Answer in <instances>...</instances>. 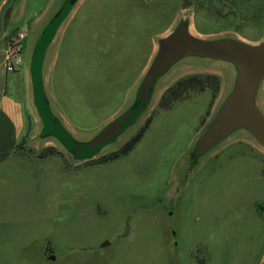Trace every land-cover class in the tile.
I'll use <instances>...</instances> for the list:
<instances>
[{"label":"rangeland","instance_id":"rangeland-1","mask_svg":"<svg viewBox=\"0 0 264 264\" xmlns=\"http://www.w3.org/2000/svg\"><path fill=\"white\" fill-rule=\"evenodd\" d=\"M56 1L21 0L22 17L4 35L18 27L29 30L24 56L36 21ZM78 7L56 44L49 86L56 109L85 135L127 104L156 37L180 14L191 13L202 35L264 37V0H83ZM209 68L183 67L167 78L147 114L156 112L149 129L118 158L76 166L65 153L27 158L18 176L3 171L0 264H264V150L233 138L182 181L181 161L220 98L211 102L200 127L210 89L169 109L158 106L178 80L213 70L222 72L224 92L228 70ZM13 73L8 93L20 98ZM139 125L100 156L120 149ZM38 128L39 122L32 126L26 146L40 156L54 144L38 143Z\"/></svg>","mask_w":264,"mask_h":264},{"label":"water","instance_id":"water-1","mask_svg":"<svg viewBox=\"0 0 264 264\" xmlns=\"http://www.w3.org/2000/svg\"><path fill=\"white\" fill-rule=\"evenodd\" d=\"M83 0H57L37 21L29 47L27 70L30 100L38 118L34 136L52 143L75 162L118 144L146 118L167 78L183 67H224L229 81L207 124L198 132L181 161L184 181L202 162L233 138H246L264 150V37L258 41L235 33L202 35L191 13H182L174 25L156 37L155 50L130 93L127 104L97 131L72 129L55 107L49 76L61 32ZM21 0H5L0 10V37L8 30ZM211 69V68H209ZM140 126V125H139Z\"/></svg>","mask_w":264,"mask_h":264},{"label":"crops","instance_id":"crops-1","mask_svg":"<svg viewBox=\"0 0 264 264\" xmlns=\"http://www.w3.org/2000/svg\"><path fill=\"white\" fill-rule=\"evenodd\" d=\"M4 2H5V0H0V10H1V7L4 4ZM78 8L79 7H77V9L75 10V12L71 16V18L68 20L65 27L63 28L61 35H60V38L58 40L59 42L62 39V37L64 36L66 27L69 24L70 20H72L75 13H77ZM17 17H18V20H20L21 19L20 17H22L21 16V8L18 9L13 20L15 21V19ZM40 18H38V19H40ZM35 19H37V17H35ZM12 32H13V30L8 34V36L7 35L5 36L3 34L0 37V74H4L5 80H6L5 81V80H2V78H0V81H1L0 82V177L4 176L3 171H7L9 177H13L16 172H17V176H18V171L20 170L19 167L22 168V166L24 165L27 158L28 159H39L41 157L38 155H31V154H22V155L17 154L19 152V149H17V146L24 139H27V140L29 139L30 134L32 132L31 131L32 126L34 124L38 123V118L33 119V117H34L33 115L36 116V114L34 112V109L31 105V100H30V86H29V78H28V70H27V59H28L29 47H28L27 56L25 54V57H26L25 65L23 64V66L21 68L14 71V73L12 74L14 87H16L18 92H20L21 97L15 98L13 96H10L8 93V86H7L8 81H7V79L9 77L10 72L4 70L5 68L1 69V67L4 66L3 62H4V58H5L6 51H7L8 40H9V37H10ZM154 50H155V43L153 46L152 55L154 53ZM58 53H59V47L57 49H55V52H54L53 62L51 65V72H52L54 65L57 62ZM152 55H151V57H152ZM151 57H150V60H151ZM148 63H147V65H148ZM147 65H146V67H147ZM146 67H145V69H146ZM23 69H24V71H23ZM211 74L217 75L220 79L221 88H220V91L216 97V99H219L222 95V92H223L222 81H221V77H220L223 75H222L221 71H217V70H213ZM4 81H5V86L3 83ZM187 99H191V98H187ZM213 100H214V94H213V91L211 90V98H210V101L208 104V108H207L206 112L201 117L199 127L201 126L202 119L205 117V115L209 111L210 106H211V102ZM262 102H263V106H264V96H263ZM153 120H154V118H153ZM152 122H151V124H152ZM199 127H197V132H198ZM237 140H239L240 142L243 141L241 139H237ZM246 143L250 144L249 142H246ZM216 155H218V153L215 154L213 157H215ZM44 158H47V157H44ZM44 158H42V159H44ZM82 163L83 162H77L76 166H80ZM263 167H264V165H263ZM263 173H264V168H263ZM4 178H6V177H4ZM9 202L13 203L12 205H15L17 200L12 199V200H9Z\"/></svg>","mask_w":264,"mask_h":264},{"label":"trees","instance_id":"trees-1","mask_svg":"<svg viewBox=\"0 0 264 264\" xmlns=\"http://www.w3.org/2000/svg\"><path fill=\"white\" fill-rule=\"evenodd\" d=\"M241 15H244V17H246L245 14L241 13ZM220 88H221L220 79L217 75H213V74L190 75V76H187V77H184L178 80L172 87L168 88L167 91L163 94L162 98L160 99L158 106H159V109H169L175 103L189 98V95L191 93L196 95L207 89L212 90L214 94V98H216L220 91ZM155 113L150 114L144 119L140 127L137 129L136 133H134V135H132L131 138L127 142H125L121 146L120 149L110 152L108 154L102 155V156H100L101 153L97 151L93 157L85 159L82 162L83 163L84 162L104 163L110 160H114L118 158L120 155L126 154L129 151H131L135 147V145L145 135L147 129L149 128L151 122L153 121ZM27 142L28 140L24 139L17 146V149H19V152L17 151L18 152L17 154L22 155V154H32L33 153L26 146ZM39 155L41 157H45L48 155L65 156L66 154L60 148H58V146L50 145V146L44 147L42 151H40Z\"/></svg>","mask_w":264,"mask_h":264},{"label":"built area","instance_id":"built-area-1","mask_svg":"<svg viewBox=\"0 0 264 264\" xmlns=\"http://www.w3.org/2000/svg\"><path fill=\"white\" fill-rule=\"evenodd\" d=\"M29 34V30L20 27L16 28L11 33L3 62L6 71L14 72L25 63L24 53L26 40L29 38Z\"/></svg>","mask_w":264,"mask_h":264},{"label":"flooded vegetation","instance_id":"flooded-vegetation-1","mask_svg":"<svg viewBox=\"0 0 264 264\" xmlns=\"http://www.w3.org/2000/svg\"><path fill=\"white\" fill-rule=\"evenodd\" d=\"M63 152H64V151H63ZM100 153H101V152H100ZM51 254H52V253H51ZM51 254H50V255H51Z\"/></svg>","mask_w":264,"mask_h":264}]
</instances>
